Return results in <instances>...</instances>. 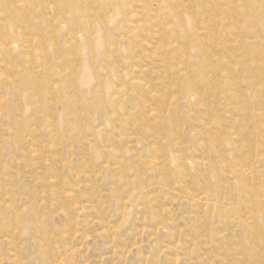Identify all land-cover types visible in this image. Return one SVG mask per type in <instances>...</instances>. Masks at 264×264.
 <instances>
[{
	"label": "rangeland",
	"instance_id": "374dc122",
	"mask_svg": "<svg viewBox=\"0 0 264 264\" xmlns=\"http://www.w3.org/2000/svg\"><path fill=\"white\" fill-rule=\"evenodd\" d=\"M0 264H264V0H0Z\"/></svg>",
	"mask_w": 264,
	"mask_h": 264
},
{
	"label": "bare ground",
	"instance_id": "6f19581e",
	"mask_svg": "<svg viewBox=\"0 0 264 264\" xmlns=\"http://www.w3.org/2000/svg\"><path fill=\"white\" fill-rule=\"evenodd\" d=\"M88 67H89V66H88ZM86 77H87V76H86ZM89 83H90V82H89ZM89 83H88V84H89Z\"/></svg>",
	"mask_w": 264,
	"mask_h": 264
}]
</instances>
